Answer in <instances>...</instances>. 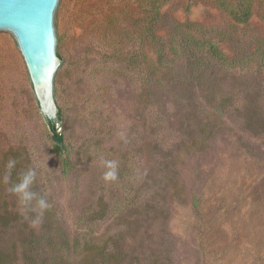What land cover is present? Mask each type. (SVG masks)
Masks as SVG:
<instances>
[{
	"label": "rangeland",
	"instance_id": "374dc122",
	"mask_svg": "<svg viewBox=\"0 0 264 264\" xmlns=\"http://www.w3.org/2000/svg\"><path fill=\"white\" fill-rule=\"evenodd\" d=\"M111 1L67 0L62 12L66 68L55 98L68 154L56 148L16 39L0 37V160L10 152L19 171L35 170L32 191L47 200L71 240L120 235L134 264H264V87L234 85L235 96L222 111L204 104L199 92L197 106L171 105L172 112L193 111L198 122L211 123L204 149L185 151L186 116L167 119L157 109L136 116L132 86L104 77L114 65L97 73L93 62L82 87L75 83L76 63L86 51L74 13L82 3ZM162 11L182 23L203 24L230 54L264 39V0H256L248 24L236 23L215 0H170ZM102 82L111 86L107 96ZM106 161L116 162V180H104ZM7 184L0 201L5 194L29 221ZM102 202L105 215L93 219ZM21 235L29 237V229L0 231V251L23 262ZM70 264L79 260L73 256Z\"/></svg>",
	"mask_w": 264,
	"mask_h": 264
},
{
	"label": "trees",
	"instance_id": "16d2710c",
	"mask_svg": "<svg viewBox=\"0 0 264 264\" xmlns=\"http://www.w3.org/2000/svg\"><path fill=\"white\" fill-rule=\"evenodd\" d=\"M169 1L115 0L109 5L103 2L82 3L74 13V21L81 30L79 41L85 47L86 55L76 63L75 83L82 87L93 62L97 61V73H103L104 67L114 65V70L104 77L108 81L112 75L114 84L120 80L132 86L130 104L135 115L143 117L148 109H157L167 119L186 116L190 125L189 130L184 131L186 136L181 145L187 152L200 151L212 135L211 123L198 122L200 116L193 111L184 114L180 108L197 106L199 92L204 104L210 103L222 111L235 96L230 91L234 85H242L249 90L250 82L254 81L261 90V86L264 87V39L255 46L237 48L230 54L218 40L206 34L203 24L182 23L166 15L162 9ZM215 1L239 24H248L255 12L256 0ZM186 9L190 11L191 3ZM110 88L109 83L99 84V89L106 96ZM121 99L117 102L120 105ZM171 105L180 108L172 112ZM46 119L56 148L62 155L68 154L62 131V110L59 108L56 120ZM11 154L5 152L0 160L1 189L6 182L10 189L23 173L16 163L10 178L5 179L6 163L13 159L9 157ZM4 196L0 201V231L24 227L29 229V237L20 236L24 250V257L20 260L23 262L0 251V264H70L73 256L79 264H134L123 247L120 235L119 238L110 235L103 242L85 237L71 240L52 208L45 210L39 218L36 212L28 210V221L19 209L9 205ZM99 206L101 208L93 212V219L102 218L106 213L105 202ZM13 251L16 256L18 249L14 247Z\"/></svg>",
	"mask_w": 264,
	"mask_h": 264
},
{
	"label": "water",
	"instance_id": "95a60500",
	"mask_svg": "<svg viewBox=\"0 0 264 264\" xmlns=\"http://www.w3.org/2000/svg\"><path fill=\"white\" fill-rule=\"evenodd\" d=\"M67 0H0V37L12 35L26 62L46 118L56 120L62 63V12ZM57 74V75H56Z\"/></svg>",
	"mask_w": 264,
	"mask_h": 264
},
{
	"label": "clouds",
	"instance_id": "9594fccd",
	"mask_svg": "<svg viewBox=\"0 0 264 264\" xmlns=\"http://www.w3.org/2000/svg\"><path fill=\"white\" fill-rule=\"evenodd\" d=\"M17 161L15 159H9L6 163V176L5 179H9L11 171L15 168ZM105 167L108 169L104 173L105 181H113L117 179L116 162L106 161ZM36 179V172L34 169H28L23 172L16 183L12 184L9 191L16 195L18 200L24 206L26 210L34 211L38 214V218L41 217L45 210L49 208L47 200L43 196H39L32 191V185Z\"/></svg>",
	"mask_w": 264,
	"mask_h": 264
}]
</instances>
